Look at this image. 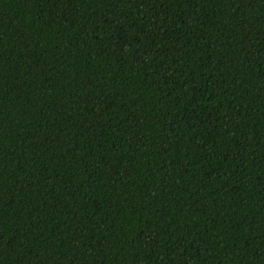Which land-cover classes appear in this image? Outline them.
<instances>
[{"label": "trees", "instance_id": "obj_1", "mask_svg": "<svg viewBox=\"0 0 264 264\" xmlns=\"http://www.w3.org/2000/svg\"><path fill=\"white\" fill-rule=\"evenodd\" d=\"M0 264H264V0H0Z\"/></svg>", "mask_w": 264, "mask_h": 264}]
</instances>
